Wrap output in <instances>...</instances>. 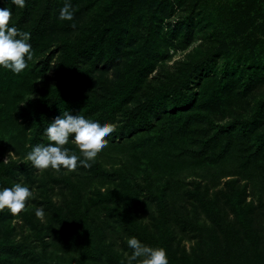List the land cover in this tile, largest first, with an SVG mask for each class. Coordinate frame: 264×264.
Returning <instances> with one entry per match:
<instances>
[{"label":"rangeland","instance_id":"obj_1","mask_svg":"<svg viewBox=\"0 0 264 264\" xmlns=\"http://www.w3.org/2000/svg\"><path fill=\"white\" fill-rule=\"evenodd\" d=\"M213 1L201 0L212 20L210 37L206 40L195 31L187 49H171L128 105L144 100L147 93L159 88V78L177 70L180 61L200 53L223 62L238 60L243 65L246 59L255 64L258 74L252 88L245 77L236 78L225 89L215 85L209 92L218 94L217 104L211 103L214 108L204 104L186 125L173 123L170 132L142 148L138 142L145 133H122L127 112L118 111L111 121L114 131L90 165L78 163L76 169L57 170L51 166L38 169L27 158L33 145L48 140L45 132L34 134L23 116L32 101L68 82L61 44L69 42L88 51L82 53L80 65L90 81L76 83L70 110L96 118L100 111L91 113L85 97L103 101L108 94L104 79L119 87L132 73L129 65L138 55L126 48L120 72L106 63L110 55L104 47L111 35L118 34L113 30L115 23L119 26L141 11L158 10L163 0H71L72 20L60 19L65 0H55L51 13L57 27L49 28L48 37L33 49L29 62L31 67L39 66L38 77L31 67L23 74L0 71V166L13 164L17 172L10 176L11 184L24 183L33 191L20 212L0 213V244L9 245L0 249V264H125L132 251L127 240L133 235L145 244L166 248L169 262L173 259L174 264H264V114L259 125L250 124L246 131L237 129L228 139L208 143L215 131L210 116L219 124L235 115L248 119L256 112L255 103L264 99V69H260L264 41L257 25L262 20L254 3L228 11L221 2L232 0H215L218 5ZM0 4L12 7L10 21H14L18 6L8 0H0ZM187 6L177 8L169 22L186 17ZM43 7L44 0H34L28 24L36 21ZM104 30V40L94 37ZM26 77L35 78L33 87L21 84ZM154 124L159 126L161 121ZM66 146L81 151L71 138ZM118 171L125 172L131 183L126 197L120 195L124 187ZM107 193L110 195L104 198ZM41 207L44 215L38 216L36 210ZM101 244L108 246L102 255L96 250Z\"/></svg>","mask_w":264,"mask_h":264},{"label":"trees","instance_id":"obj_2","mask_svg":"<svg viewBox=\"0 0 264 264\" xmlns=\"http://www.w3.org/2000/svg\"><path fill=\"white\" fill-rule=\"evenodd\" d=\"M244 1V2H243ZM34 0H27L26 5L21 8L18 6V11L14 21H10V25L14 24L18 28L31 33L30 43L32 49L37 48L48 37L49 28L57 27V19L52 15L51 9L55 0H44V7L41 14L37 17L34 23L28 24L31 13V5ZM124 3L125 0H122ZM256 4L259 8V17L261 22H258L260 33L263 35L264 41V9L261 8L264 0H232L222 4L225 10L233 11L235 7L242 4ZM187 4L189 16L179 19L174 23L169 22V19L174 15L175 10L182 5ZM218 5L220 2L213 1V5ZM0 7H3L0 4ZM207 6H202L201 0H163L162 5L158 10L149 12L141 11L137 13L133 19L124 24L116 25L115 36L111 35L107 39V44L104 50H108L110 55L106 63L116 72H120L121 57L125 53L126 48H131L133 54L137 53L132 64H130V75L119 87L113 85L107 79L104 83L108 87V94L103 101L97 100L95 97H85L87 106L91 113L98 112L97 119L112 121L118 111L126 110V116L122 124V133L142 130L145 134L139 140V148L145 147L148 143L157 141L163 133L170 132L173 123H186L199 115V110L204 104H217V95L209 93L215 85H220L221 89L228 88L236 78L245 77L247 85L251 89L254 85V75L257 73L255 64L247 63L243 60V65L237 60L223 62L203 53L198 55H190L179 62L177 70L170 74L163 75L159 78L160 83L156 89L147 93L144 100H140L136 105H128L134 95L143 89V82L146 77L157 67L158 64L164 62L169 57L171 49H187L194 41V36L203 35L207 40L210 34V25L212 23L211 16L204 12ZM111 20L108 21V23ZM103 24H99L102 27ZM196 29V30H195ZM197 34H196V32ZM106 30L101 31L94 37L104 40ZM127 35H126V34ZM212 33V32H211ZM213 35V34H212ZM140 41V42H139ZM139 42V43H138ZM138 43V44H137ZM63 49V64L64 70L68 72V82H64L57 88L51 89L44 93L36 100L32 101L31 107L24 109L23 121L33 128L34 134L45 132L48 123L51 122L52 116H60L64 111L72 112L71 105L74 103V87L79 83V79L90 81L87 72L81 69L82 53H88L87 50L73 47L69 42L61 44ZM43 48V46H42ZM31 62V61H29ZM28 62V67H31ZM122 65V66H121ZM264 69V62L260 63ZM128 66V67H129ZM36 67L32 66L31 73L37 76ZM6 70L8 74H14L13 71L0 66V71ZM68 70V71H67ZM24 73V70L21 72ZM73 73L74 77L70 75ZM78 73V74H77ZM11 75V76H12ZM38 77V76H37ZM36 77V78H37ZM32 78V77H31ZM27 77L22 80L21 84L25 86L29 83L31 87L34 85V79ZM12 83V82H11ZM12 85V84H11ZM197 89V90H196ZM215 90V88H214ZM163 99V100H162ZM162 100V101H161ZM127 107V108H126ZM256 112L248 119H243L241 116L235 115L226 124L217 123L212 116L210 122L215 125L214 134L208 140V143H217L218 140L229 138L232 131L237 129H245L248 125H259L264 114V99L255 103ZM73 113V112H72ZM165 114V115H164ZM156 120L161 121V125L155 126ZM261 125V124H260ZM264 136V134H262ZM258 138V137H257ZM258 150L261 145L259 144ZM17 168L13 164L0 166V184L11 186L10 176L15 175ZM120 183L124 187L122 197L130 194V182L128 176L123 171L116 172ZM73 192L79 197V191L73 187ZM110 195L107 193L105 197ZM132 206L128 208V214L132 213ZM58 209V208H56ZM2 215L11 214L7 208L1 210ZM170 238L167 239L169 242ZM8 244H0V249H8ZM107 247H102V244L97 246L100 255L107 252ZM171 252V250H170ZM110 255V253H108ZM3 259L0 256V259ZM122 259L119 256V261ZM125 264L127 262L123 261ZM169 264H174L173 259Z\"/></svg>","mask_w":264,"mask_h":264},{"label":"clouds","instance_id":"obj_3","mask_svg":"<svg viewBox=\"0 0 264 264\" xmlns=\"http://www.w3.org/2000/svg\"><path fill=\"white\" fill-rule=\"evenodd\" d=\"M27 0H8V4L23 8ZM75 15L71 0H65L60 10L61 20H72ZM13 16L12 7H0V66L14 73H21L34 52L30 43L31 33L9 23ZM115 125L108 120L101 121L79 111H64L48 123L45 129L47 143H37L27 153V158L38 169H76L78 163L91 164L98 152L107 144L106 137L114 131ZM73 139L81 149L73 151L67 147ZM33 195L27 184L15 183L11 187L0 186V210L5 208L13 213L20 212L26 201ZM38 216L44 215V209L36 210ZM132 250L127 256V264H169L166 248L145 244L137 236L127 240Z\"/></svg>","mask_w":264,"mask_h":264}]
</instances>
